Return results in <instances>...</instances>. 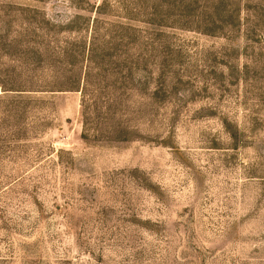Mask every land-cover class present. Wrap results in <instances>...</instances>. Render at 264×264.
<instances>
[{
	"label": "rangeland",
	"instance_id": "rangeland-1",
	"mask_svg": "<svg viewBox=\"0 0 264 264\" xmlns=\"http://www.w3.org/2000/svg\"><path fill=\"white\" fill-rule=\"evenodd\" d=\"M0 264H264V0H0Z\"/></svg>",
	"mask_w": 264,
	"mask_h": 264
}]
</instances>
